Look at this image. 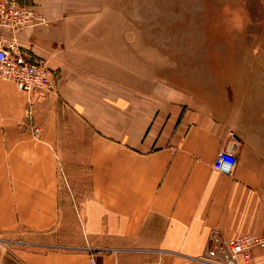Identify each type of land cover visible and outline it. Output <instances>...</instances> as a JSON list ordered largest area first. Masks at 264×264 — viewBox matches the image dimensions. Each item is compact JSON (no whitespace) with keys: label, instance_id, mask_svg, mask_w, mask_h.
Masks as SVG:
<instances>
[{"label":"crops","instance_id":"crops-1","mask_svg":"<svg viewBox=\"0 0 264 264\" xmlns=\"http://www.w3.org/2000/svg\"><path fill=\"white\" fill-rule=\"evenodd\" d=\"M128 1L20 0L47 24L0 27V46L16 40L56 82L29 103L0 77V236L51 233L34 243L62 246L15 250L1 264H89L91 253L99 264H207L197 258L214 244L264 235L260 103L220 118L176 80L152 74L149 31L128 26L133 12L120 7ZM255 2L253 44L264 35V0ZM30 124L42 128L38 139ZM222 149L237 155L231 174L214 169ZM62 179L84 186L81 225L64 209Z\"/></svg>","mask_w":264,"mask_h":264},{"label":"rangeland","instance_id":"rangeland-1","mask_svg":"<svg viewBox=\"0 0 264 264\" xmlns=\"http://www.w3.org/2000/svg\"><path fill=\"white\" fill-rule=\"evenodd\" d=\"M255 1L132 0L120 7L133 12V18L126 20L128 26L132 22L135 28L147 27L149 31L150 72L165 77L160 79L176 80L177 86L189 91L197 102L208 104L222 118L230 110H249L252 102L260 103L259 110H264V99L258 100L264 98V35L253 44L252 28L256 30L260 24L253 26L250 18L257 16L262 6ZM134 38L135 46L141 47V33H135ZM142 39L147 44L145 34ZM140 52L133 51L135 62L142 60ZM249 119L246 114L243 122ZM256 121L264 122V115L258 113ZM83 187L82 182L68 184L62 179L67 198L64 209L67 207L71 220L76 219L80 225L78 207ZM50 235L36 236L24 230L0 236V264L15 250L62 247L61 243H34Z\"/></svg>","mask_w":264,"mask_h":264},{"label":"built area","instance_id":"built-area-1","mask_svg":"<svg viewBox=\"0 0 264 264\" xmlns=\"http://www.w3.org/2000/svg\"><path fill=\"white\" fill-rule=\"evenodd\" d=\"M39 24L46 25L47 19L30 4L17 0H0V27L15 32ZM0 77L14 81L18 88L28 95L29 103H32L37 95L46 96L56 91V82L46 63L33 60L21 50L16 40L6 47L0 46ZM28 118H33L31 110L28 112ZM30 125L33 137L38 139L42 128L36 124ZM236 164L237 155L222 149L216 157L214 169L231 174ZM257 248H264V235L246 233L214 244L197 259L207 264H255ZM89 264H99L94 253L90 254Z\"/></svg>","mask_w":264,"mask_h":264},{"label":"trees","instance_id":"trees-1","mask_svg":"<svg viewBox=\"0 0 264 264\" xmlns=\"http://www.w3.org/2000/svg\"><path fill=\"white\" fill-rule=\"evenodd\" d=\"M19 2H20V0H18ZM20 3H22V2H20Z\"/></svg>","mask_w":264,"mask_h":264},{"label":"bare ground","instance_id":"bare-ground-1","mask_svg":"<svg viewBox=\"0 0 264 264\" xmlns=\"http://www.w3.org/2000/svg\"><path fill=\"white\" fill-rule=\"evenodd\" d=\"M155 263V262H154ZM161 263V262H160Z\"/></svg>","mask_w":264,"mask_h":264}]
</instances>
